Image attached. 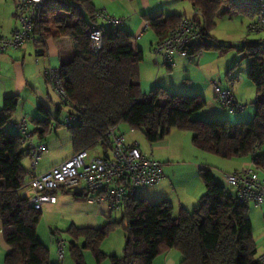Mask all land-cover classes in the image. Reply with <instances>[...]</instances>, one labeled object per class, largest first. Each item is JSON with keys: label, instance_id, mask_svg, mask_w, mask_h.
<instances>
[{"label": "trees", "instance_id": "obj_1", "mask_svg": "<svg viewBox=\"0 0 264 264\" xmlns=\"http://www.w3.org/2000/svg\"><path fill=\"white\" fill-rule=\"evenodd\" d=\"M181 1H188L206 23L204 38L188 46L189 54L225 47L209 43L207 39L222 5L251 12L254 17L252 10L233 0ZM96 11L90 0H51L41 9L33 29L35 38L69 36L75 42L74 56L60 67L71 102L69 112L79 113L80 121L68 127L74 153L99 146L110 152L112 144L106 136L107 129L125 123L141 130L149 143L162 140L177 128L192 132V144L201 151L224 159L252 155L256 166H264V155L255 153L264 144L261 38L242 43V50L251 51L248 76L257 94L253 119L232 123L213 118L211 122H203L191 117L206 104L200 95L178 94L160 87L148 98L142 94L139 74L142 51L132 46V35L127 31L98 24ZM180 21L181 16L177 14L146 18L149 28L161 40ZM96 25L103 27L99 51L91 48L88 37ZM17 104L18 96L6 97L0 110V220L3 239L9 246L4 264H52L48 248L37 238L42 211L34 209L22 194L28 172L22 165L26 152L21 136L5 128L11 123ZM50 123L49 119L38 120L40 136L49 133ZM198 172L205 193L194 209L180 208L176 217H172V205L166 200L151 203L136 196L127 199L123 212L127 227L121 256H108L99 249L117 222L109 221L99 228L71 226L68 232L74 238H84L81 245L71 243L75 264H86L83 249L92 251L97 264L107 258L110 264H152L156 256L169 249L180 252L181 264H260L247 205L238 202L230 188L218 183L209 168H200ZM72 194L76 199L87 198L84 192Z\"/></svg>", "mask_w": 264, "mask_h": 264}, {"label": "crops", "instance_id": "obj_2", "mask_svg": "<svg viewBox=\"0 0 264 264\" xmlns=\"http://www.w3.org/2000/svg\"><path fill=\"white\" fill-rule=\"evenodd\" d=\"M15 1L16 0H2L1 2V4H3L0 12L1 35H8L18 27V22L13 14ZM119 2L121 8L114 11L112 15L122 20L120 28L132 35V46L141 50L143 53V60L139 65V74L140 89L146 98L151 95L148 93L155 90L157 87H160L164 88L168 92L202 96L206 100L205 110L208 111L210 118H222L232 122L237 119L236 122H239L247 119V115L248 117L251 115V111L244 116V114L231 115L230 113H226L221 110L220 103L214 92L213 83L222 87H227L229 86V79L234 77V75H227L228 79L225 84H222L220 80L216 82L215 80L210 79V77L214 76L216 73L212 58H205V55H199L200 52L188 53L187 56L175 54L173 56V64L171 66H165L160 63L159 57L154 53V46L162 38L151 30L149 26L142 30L143 25L147 23L146 18L159 14H177L180 15L181 18L192 16V14L196 11L188 1L186 2L190 4L191 10L188 12L186 11V7H184L185 9L183 10V13H178V11H180L179 9L178 11L173 10V6L167 5L166 0H119ZM104 8L106 9V7ZM195 18L202 25L206 24L200 13L197 14ZM98 24H102V22L98 21ZM106 26L109 25L106 24ZM149 29L152 34L145 35ZM137 35H139L138 38ZM44 40L45 42L40 47L36 46L34 41L28 40L19 49H7L0 52V110L2 109L4 98L15 95L18 96V104L16 110L12 114V120L11 123H9V126L16 132L13 127V123L20 122L24 118L27 123V128L34 133V142H43L47 145V151L41 155L35 168L31 166L30 158L26 153V156L22 161V165L28 172V179L32 173H42L47 169L60 164L74 154L70 134L69 141L71 143V153L61 160L52 161L51 159L46 158L45 154L49 151L47 139L52 133L56 134V129L58 128H56L55 131H52V133L49 132V135L46 134L45 136H40L38 134L41 129V125L38 124V120L43 121L44 119H49L50 122L53 123L62 119L70 110L69 108L62 107L59 104V100L47 83L44 76V70L47 67L60 68L64 63L69 62L75 53V42L69 36H63L60 38H45ZM223 49H225V47L217 50ZM238 80L239 77L237 81ZM236 82L231 86V89L235 100L239 102L238 99H236V96H241L242 85L239 84L236 87ZM28 115L32 117L30 122H28L27 119L29 117ZM198 116V114L194 115L196 119H198ZM121 126L122 125L119 124L117 129L124 134L127 142L136 141L139 144V148L142 153L150 155L162 163L164 177L160 183L152 187H142L152 188V190L146 192L141 197L137 195V189L135 196L138 198H146L149 202L152 201L150 199H156L151 203H157L163 200L168 201L172 205V217H176L178 215L180 208L192 210L200 203V199L205 193L204 184L199 177L198 170L200 168H209L215 180L225 187L230 188L234 194V190L227 184L225 179V175L233 172L234 170L240 169L244 166H252L257 171L259 177L264 180V166H256L253 163L252 155L224 159L215 154L201 151L192 144V132L190 133V131H186V133L183 134L181 145L176 143V141L173 144L169 136H166L157 142L149 143L141 130L133 129L127 124H125L124 127ZM173 131L174 130L172 129L170 133ZM177 135L181 136L179 133H177ZM187 140L189 143L188 146L186 143ZM23 148L25 151L27 147L23 145ZM179 149L183 157H186L184 155L188 156V158L182 160V163H188L191 166L187 172L189 174L188 180L183 185H178V183H176V167L174 163L171 162L174 161L172 158L173 152L179 151ZM89 152L92 155H110V152H105V150L100 146L89 150ZM255 153L264 155V144L260 145ZM178 190H181V192L179 191L180 193H178ZM170 191H175L178 194L176 202L177 206H175L174 202L171 200V194H169ZM58 192L63 194L84 192V194H87L80 188H73L70 190L58 189L54 193H51L56 197V202L44 203L41 211L45 206L48 209L51 206L56 207L58 202ZM181 193H183V195H180ZM82 200L85 201V203L94 204L88 202L86 199ZM75 201L78 200L75 198ZM101 205L106 206V208L110 210L106 204ZM246 205L248 209V216L252 225V236L258 255L264 251V204L257 206L249 202L246 203ZM120 212L123 214L124 207ZM71 226L75 225L72 224ZM8 251L9 246L3 239L0 220V264H4V258ZM56 251L57 245L54 244L49 250V259L52 264H70L69 261L65 259V256H63L62 259H59L55 253ZM116 256L119 255L116 254ZM180 261V252L176 249H169L156 256L152 264H181ZM105 262L106 260H104L102 264H105ZM85 263L92 264L87 260H85ZM107 264L110 263L108 262Z\"/></svg>", "mask_w": 264, "mask_h": 264}, {"label": "built area", "instance_id": "obj_3", "mask_svg": "<svg viewBox=\"0 0 264 264\" xmlns=\"http://www.w3.org/2000/svg\"><path fill=\"white\" fill-rule=\"evenodd\" d=\"M51 0H16L14 17L18 27L8 35L0 34V52L7 49H19L28 40L36 46L45 42L44 38L33 35L34 23L46 2ZM241 4L254 13L253 20L247 30L254 33H264V0H242ZM196 12L189 17L181 18L178 26L170 34L154 46V53L165 66L173 64L175 54L187 56V48L204 38L206 30L195 18ZM99 22H105L113 30L120 27L122 20L111 15L105 8L96 11ZM143 25V29L148 27ZM90 46L99 51L103 44V27L93 26L88 34ZM139 35H137V38ZM261 50H264V37L261 38ZM44 76L50 88L57 96L60 105L71 108L68 93L63 85L60 68L47 67ZM234 76L229 79V86L222 87L213 83L214 92L220 105L229 112L244 109V105L235 100L231 86L237 81ZM84 110V108H81ZM78 112H68L62 119L50 123L49 132L58 127H70L80 120ZM16 132L21 136L25 152L30 158L31 166L36 167L41 155L47 151L43 142H34L33 131L27 128L26 120L13 123ZM106 136L112 147L110 155H92L83 149L46 171L31 174L22 188V194L30 200L34 209L41 210L44 203H55L56 197L50 190L80 188L87 193L86 200L94 204H106L111 211H121L125 202L136 195L139 187H152L163 179L162 163L150 155L141 152L136 141L127 142L117 126L109 127ZM227 184L234 190L238 202L254 205L264 204V180L252 166H244L225 175ZM57 256H64V240L56 237ZM260 264H264V251L257 255Z\"/></svg>", "mask_w": 264, "mask_h": 264}, {"label": "rangeland", "instance_id": "obj_4", "mask_svg": "<svg viewBox=\"0 0 264 264\" xmlns=\"http://www.w3.org/2000/svg\"><path fill=\"white\" fill-rule=\"evenodd\" d=\"M90 1L93 3L96 9L106 7L107 11L111 15L114 11L121 8L119 0ZM241 1L242 0H233V2L236 4H240ZM1 2L2 0H0V12L3 7V4H1ZM51 4L52 3H48V5ZM166 4L173 6V10L175 11H178L179 9L180 11H178V13H183V10L185 9L184 7H186V11L188 12H190L191 10L190 4L186 1L166 0ZM230 6L231 5L227 4L222 5L220 10L218 11L217 16L214 19V25L210 28V36L207 38L209 43L224 44L225 49H214L208 51L203 50L199 55H205V58L210 57L213 59V65L215 66L214 69L216 73L214 74V76H211L210 79L215 80L216 82L220 80L222 84H225L228 76L234 75L239 77V80L236 82L235 86L237 87L239 84L242 85V94L241 96L237 95L236 99H238V101L242 105H245L244 109L237 112H229L221 105L220 108L221 110L225 111L226 113H230L231 115L244 114V116H246V114L251 111V115L249 117L247 115V119L242 120V122H248L253 119L255 114L254 102L257 98V94L255 87L248 76L251 51L246 49L242 50V43L246 40H259L260 38L264 37V33L249 32L247 30V27L253 20L251 12H243L241 11V9L231 8ZM103 23L105 25L107 24L105 22ZM149 34H152L150 29L147 30L145 35ZM151 92L148 94H151ZM205 107L206 106L193 112L191 116L192 119H196L194 115L198 114V120H201L203 122H211L213 118L209 117L210 115L208 114V111L205 110ZM31 118L32 117L30 116L27 118L28 122L31 121ZM236 120L231 122L235 123ZM120 125L124 127L125 123ZM5 128L9 131H13V129L9 126V123L5 126ZM173 130V132H169L167 137L169 136L171 138L173 144L176 141V143H179V145H181V139L183 138V134L186 133V130H179L177 128H173ZM56 131V134L52 132L51 135L48 134L49 137L47 139L49 144V151L47 154H45V156L52 161L61 160L71 153V143L69 141L70 130L67 127H58ZM177 133H179L181 136L177 135ZM186 143L188 146V140ZM184 156L186 157H183V155H181L180 149L179 151L173 152L172 154V158L174 161L171 162H173L176 167L175 180L178 185H183L187 182L189 176L187 172L191 167L188 163H182V160L188 158L187 155ZM151 190L152 188H138L137 195L141 197L146 192H149ZM179 191L181 192V190H178L177 192L180 193ZM177 192H169V194H171V200L174 202L175 206H177ZM180 195H183V193H181ZM57 199L58 202L56 204V207L51 206L49 207V209L46 206L43 207L42 216L37 224L36 229L38 240L42 242L49 250L52 245H57L56 237L63 239L65 243L63 251L65 259H67L70 264H75L71 256V243L75 242L81 245L84 241V238H74L68 232V229L71 227V225L73 224L75 226H90L93 228H99L104 226V224L109 221H115L117 223L112 226V228L108 231L106 237L101 241V243L99 244V249L106 255H122L125 243L127 222L120 211H110L104 205L88 204L87 202L85 203V201H83L82 199H76L78 201H75V197L73 196V194H63L61 192H58ZM150 200L154 201L156 199ZM55 253L57 254V251ZM82 253L84 254L83 256L85 257V260L91 262L92 264H96L95 258L90 249H83ZM105 260V264H107L109 262V258Z\"/></svg>", "mask_w": 264, "mask_h": 264}]
</instances>
